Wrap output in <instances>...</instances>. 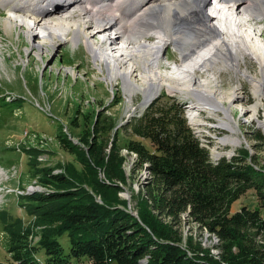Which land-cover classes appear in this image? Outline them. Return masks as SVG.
Masks as SVG:
<instances>
[{
    "label": "trees",
    "instance_id": "16d2710c",
    "mask_svg": "<svg viewBox=\"0 0 264 264\" xmlns=\"http://www.w3.org/2000/svg\"><path fill=\"white\" fill-rule=\"evenodd\" d=\"M167 104L155 100L131 129L133 135L149 141L154 148L151 152L137 141L128 145L129 153L137 157L135 167L150 172V179L136 195L138 215L119 196L127 183L122 148L117 137L112 143L97 137L96 121L93 135L85 139L86 150L78 154L87 169L86 179L70 171H38V183L52 192L20 196L21 206L34 219L31 225L20 218L6 221L2 215L12 261L264 264V172L257 170L256 161L249 160L246 151L240 157L222 158L214 164L209 150L187 125L179 104ZM71 138L64 134L61 144L77 153L81 147ZM254 141L264 146V135L259 133ZM33 151L37 150L29 153ZM250 191L255 192L260 207L244 205L232 213L234 203ZM185 224L196 231H192L187 244ZM35 227L40 228L38 242H33ZM207 234L217 240V256L204 248L202 237ZM64 235H68L69 254L59 241ZM40 253L45 263L38 257Z\"/></svg>",
    "mask_w": 264,
    "mask_h": 264
},
{
    "label": "rangeland",
    "instance_id": "374dc122",
    "mask_svg": "<svg viewBox=\"0 0 264 264\" xmlns=\"http://www.w3.org/2000/svg\"><path fill=\"white\" fill-rule=\"evenodd\" d=\"M216 4L217 0H211L207 13L212 14L211 7ZM57 13L59 12H55V15ZM77 13L73 15L76 16ZM0 15V262L17 264L8 254L9 241L2 215L5 214L3 218L6 221L12 222L20 218L25 225H31L34 219L21 206L23 201L20 196L37 193L35 192L37 188L42 189V193L50 191L34 183L40 178L38 171L55 169L54 174L70 171L85 180L87 169L81 163L78 154L86 150L85 139L93 135L96 121H99L97 137L104 138L107 143H112L114 137H117L118 145L122 148V155L126 159L124 171L127 183L122 185L124 189L119 196L135 215H138L135 208L136 195L145 186L150 174L146 173L145 169L135 167L137 157L134 153H129L128 145L137 141L151 152H154V148L149 141L133 135L131 130L150 106L144 105V94L132 91V96L129 97L121 77L113 82L109 81L106 65L94 60L83 36L77 45L71 41L56 42L53 47H48L45 52L40 53L37 48L32 47L33 41L28 40L20 27L12 32L5 31L4 21L8 18L9 7L0 6ZM246 18L250 20L244 15L240 17V22ZM212 22L219 26L217 20ZM253 25L258 32L248 25L242 32L251 34L254 41L263 46L264 20L254 21ZM96 28V25L92 27L90 33L96 32ZM262 33L263 36H260ZM100 38L97 36L92 40L100 47H107ZM154 42L156 41L152 37L150 43ZM248 47L252 56L243 57L239 68L241 73L228 67L226 62H217L212 68L207 66L195 74L200 81L208 83L209 91L219 92L224 98L232 97L238 91L244 98L239 102L236 100L231 105L226 104L231 108V114L236 122L235 134L219 126L223 119L227 121L222 111L212 114L207 110H196L193 98L183 94L184 92L172 93L165 87L161 88L160 94L158 93L155 98L160 104L169 105L167 103L173 101L179 104L187 125L191 124L195 128L196 131H193L195 137L209 150L212 158L232 159L242 156V151H246L250 153L249 160L256 161L257 170L264 172V146L254 141V137L259 133L264 135V128L260 126V122L264 121V99L260 102L256 94L257 81L262 75L256 54L250 44ZM139 66L138 72L132 77L136 85L145 84L141 73L148 76L158 72L157 74L166 79L167 84L176 87L180 85L178 88L184 90L187 79H182L183 75L177 72L178 67L182 66L183 69L184 65H181L179 53L174 47L170 46L163 50L159 66L151 68L152 73H145L141 69L142 63ZM256 104L259 107V114L252 118L246 114V109ZM194 118L202 126H196ZM67 128L69 134L73 136L71 140L73 144L81 147L77 153L66 150L61 144L60 138L64 134L70 139L66 132ZM232 139H238L239 146L223 142ZM31 149L37 151L29 153ZM31 184L33 185L30 186ZM27 187L29 188L25 191ZM97 201L101 203L99 197ZM244 205L250 208L260 207L254 191H250L234 203L232 213L238 212ZM183 230L184 244H187L192 231L195 233L196 231L188 224L184 225ZM34 235L37 236L33 242H38L40 228H34ZM59 241L65 253L69 254L68 235H64ZM216 241L209 234L202 237L204 248L214 256L218 255L214 248ZM38 257L44 262L43 253ZM70 262L88 264L86 259L79 261L74 259Z\"/></svg>",
    "mask_w": 264,
    "mask_h": 264
},
{
    "label": "bare ground",
    "instance_id": "6f19581e",
    "mask_svg": "<svg viewBox=\"0 0 264 264\" xmlns=\"http://www.w3.org/2000/svg\"><path fill=\"white\" fill-rule=\"evenodd\" d=\"M210 2L211 0H2L0 6L9 7L8 18L4 21L5 31L12 32L20 27L28 40L33 41L32 47L37 48L40 53L53 47L56 42L71 41L77 45L83 36L94 60L106 65L108 80L113 82L121 77L129 97L132 96V91H140L144 94V105L147 106L161 88L166 87L172 93L184 92L183 94L193 98L196 110H207L212 114L222 111L227 121L223 119L219 126L235 134L236 122L231 108L226 104L231 105L244 98L238 91L229 98H224L219 92L209 91L208 83L200 81L195 74L207 66L212 68L217 62H226L228 67L241 73L239 68L243 57L252 56L248 47L250 44L262 75L257 81L256 90L262 102L264 45L257 44L254 37L243 33L242 29L248 25L255 30L257 28L253 22L264 20V0H217L218 4L211 5L212 14L207 13ZM55 12L59 13L55 15ZM75 13L76 16L73 15ZM244 15L250 20L246 18L247 21L241 23L240 17ZM213 20H217L219 26L214 25ZM95 25L96 32L90 33L89 30ZM97 36L101 37V42L107 47H100L92 40ZM152 37L156 42L150 43ZM263 40L264 37L262 42ZM170 46L177 50L181 65H184L183 69L179 66L177 71L183 75L182 79H187L184 90L178 88L180 85L176 87L167 84L166 79L158 72L148 76L141 73L145 84L136 85L132 77L138 72L139 64L142 63L141 69L145 73H152L151 68L159 66L161 53ZM258 108L256 104L246 109V114L255 118L259 114ZM196 124L202 126L198 122ZM260 126L264 128V121L260 122ZM189 127L192 133L196 131L191 124ZM223 142L235 147L240 144L238 139ZM210 156L214 164L220 160L219 157ZM147 172L150 174L146 169ZM34 183L41 185L38 181ZM50 191L52 192L51 189ZM50 191L43 194L51 193ZM35 192L40 194L43 191L37 188Z\"/></svg>",
    "mask_w": 264,
    "mask_h": 264
},
{
    "label": "water",
    "instance_id": "95a60500",
    "mask_svg": "<svg viewBox=\"0 0 264 264\" xmlns=\"http://www.w3.org/2000/svg\"><path fill=\"white\" fill-rule=\"evenodd\" d=\"M156 98H154L151 102H150V104L155 100Z\"/></svg>",
    "mask_w": 264,
    "mask_h": 264
}]
</instances>
